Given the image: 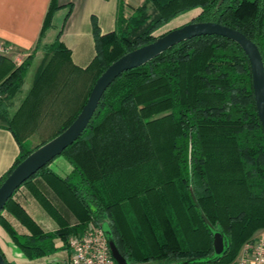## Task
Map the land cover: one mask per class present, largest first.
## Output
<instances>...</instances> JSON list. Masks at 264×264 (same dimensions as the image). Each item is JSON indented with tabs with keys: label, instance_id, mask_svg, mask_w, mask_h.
I'll return each instance as SVG.
<instances>
[{
	"label": "trees",
	"instance_id": "16d2710c",
	"mask_svg": "<svg viewBox=\"0 0 264 264\" xmlns=\"http://www.w3.org/2000/svg\"><path fill=\"white\" fill-rule=\"evenodd\" d=\"M57 9L51 0L40 37ZM196 9L190 23L214 22L241 32L258 47L264 64V0H145L128 18L123 16L124 0H119L116 30L100 36L94 27L95 56L86 68L70 65L60 33L45 48V57L52 55L12 118L7 102L21 88L33 53L20 65L0 56V119L8 122L20 146L0 184L33 150L73 122L111 63L163 36L168 31L154 33ZM42 119L56 124L55 133L25 150L22 142ZM58 157L71 166L69 175L58 176L49 163L14 192L0 214V225L28 260L53 255L56 240L67 253L70 236L104 222L130 264L207 259L213 254V235L203 215L227 240L226 252L213 264H231L242 246L264 229V133L249 61L226 38L183 41L120 74L82 135ZM38 179L75 224H68ZM23 187L57 223L54 233L44 232L14 200ZM3 212L28 233L17 234Z\"/></svg>",
	"mask_w": 264,
	"mask_h": 264
},
{
	"label": "crops",
	"instance_id": "0c3cea01",
	"mask_svg": "<svg viewBox=\"0 0 264 264\" xmlns=\"http://www.w3.org/2000/svg\"><path fill=\"white\" fill-rule=\"evenodd\" d=\"M51 0H0V42L7 45L18 56L33 53V59L25 74L19 91L8 100V118H12L32 89L38 71L51 57H45V48L51 46L59 35V42L68 50L70 65L80 69L86 68L95 56L94 27L100 36L110 34L116 30L119 0H55L58 9L54 12L51 25L41 35L43 21ZM145 0H124V18L129 17ZM151 7L147 4V8ZM198 10L187 12L188 15ZM198 13V12H197ZM186 14V13H185ZM184 15V14H182ZM67 16V17H66ZM181 16V15H180ZM178 16V17H180ZM177 17V18H178ZM176 19V18H175ZM174 21V22H173ZM179 18L169 23L178 24ZM168 24V23H167ZM167 24L165 26H167ZM164 26V27H165ZM163 28V27H162ZM39 42V47L35 50ZM35 50V51H34ZM36 63L37 66H34ZM37 129L32 133L36 135ZM28 145L25 150H32L31 137L26 139ZM20 155V146L8 128L6 121L0 119V180L10 171L15 160ZM48 168L58 176L64 178L71 173V166L62 158L57 157L50 162ZM52 201L53 205L64 215L69 225L76 223L74 216L51 194L49 188L41 180H35ZM18 202L29 217L46 233H54L58 229L57 223L40 206L30 191L23 187L21 194H15ZM3 218L19 235L27 234L11 215L3 212ZM261 232V229L258 233ZM57 251L47 257L28 260L0 225V252L6 261L13 264H65L67 253L62 248V242L56 240Z\"/></svg>",
	"mask_w": 264,
	"mask_h": 264
},
{
	"label": "water",
	"instance_id": "95a60500",
	"mask_svg": "<svg viewBox=\"0 0 264 264\" xmlns=\"http://www.w3.org/2000/svg\"><path fill=\"white\" fill-rule=\"evenodd\" d=\"M201 36H219L237 44L247 57L251 70V82L257 115L264 133V64L258 47L241 32L214 22H192L171 29L153 42L130 51L111 63L97 78L81 111L60 134L45 142L26 156L0 184V214L14 192L40 169L61 155L87 128L101 97L112 82L123 72L145 65L171 47ZM213 235V254L207 259H187L171 264H213L227 249V240L219 228L213 229L201 215ZM106 238L110 254L117 264H130L119 253L110 235L107 223L99 225ZM152 261L141 264H159ZM0 264H8L0 253Z\"/></svg>",
	"mask_w": 264,
	"mask_h": 264
},
{
	"label": "built area",
	"instance_id": "2783aa9c",
	"mask_svg": "<svg viewBox=\"0 0 264 264\" xmlns=\"http://www.w3.org/2000/svg\"><path fill=\"white\" fill-rule=\"evenodd\" d=\"M11 48L0 42V56L11 54ZM65 264H117L99 226L90 225L81 234L67 240ZM231 264H264V230L255 234L239 251Z\"/></svg>",
	"mask_w": 264,
	"mask_h": 264
},
{
	"label": "rangeland",
	"instance_id": "374dc122",
	"mask_svg": "<svg viewBox=\"0 0 264 264\" xmlns=\"http://www.w3.org/2000/svg\"><path fill=\"white\" fill-rule=\"evenodd\" d=\"M147 10H148L147 14L152 16L153 15L152 7H148ZM197 12H196V14L195 13H191L190 15H188V13H186L184 15H181L180 17H178L179 20H181V21H178V24L174 25L172 23H168L167 26L161 28L159 31L154 33V36H159V35L167 32V31H169L171 29H175V28L181 27L184 24L190 23V21L197 16ZM178 18H176L174 20L177 21ZM29 55H27L25 57H24V55H19L18 56L14 51H11V54H9L8 57L11 58L15 62L16 65H20L24 61V59H26ZM34 66H37L36 63H35ZM6 123H8V122H6ZM38 126H39V128L36 131L37 134L34 135V136H32V135L30 136L31 137V141L33 142L32 144H35V145L38 142L41 143V142L45 141L46 139H48L49 137H51L55 133L56 127H57L56 124H53L52 121L47 120V119H42L40 121V123L38 124ZM23 143H24V145H28V143H26V139L23 141ZM20 191H22V190H20ZM19 194H21V192ZM261 230H264V229H261ZM259 231L260 230H258L257 232H259ZM257 232L255 234H257ZM159 264H168V263L162 262V263H159Z\"/></svg>",
	"mask_w": 264,
	"mask_h": 264
}]
</instances>
